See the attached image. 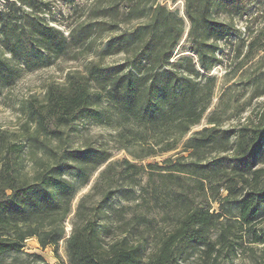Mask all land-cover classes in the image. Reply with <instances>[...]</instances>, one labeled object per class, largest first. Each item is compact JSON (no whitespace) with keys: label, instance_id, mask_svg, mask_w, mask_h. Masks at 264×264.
<instances>
[{"label":"trees","instance_id":"1","mask_svg":"<svg viewBox=\"0 0 264 264\" xmlns=\"http://www.w3.org/2000/svg\"><path fill=\"white\" fill-rule=\"evenodd\" d=\"M185 1L190 44L177 52L184 18L161 0H95L87 19L67 33L37 14L41 0L0 7V41L10 54H0V94L25 67L90 47L109 31L119 32L106 39L101 58L123 55L116 64L93 61L84 73L68 72L65 82L50 84L37 104L28 105L44 138L36 130L27 143L5 147L20 157L26 146L40 145L48 158H40L27 178L4 157L0 262L33 237L56 251L65 240L68 264H183L198 252L217 261L224 249L235 248L231 220L253 242L264 243V228L256 227L264 217V112L257 122L223 127L231 111L240 115L243 106L238 100L231 104L230 97L224 101L227 89L207 113L217 88L210 72L224 63L219 42L231 46L233 28L214 17L226 0ZM121 23L132 26L122 30ZM84 118L116 127V149L129 156L116 157L91 143L59 150L48 145L51 136L61 140ZM166 154L161 165L146 162ZM119 194L134 204L117 207L112 200ZM206 201L219 202L221 210L211 211Z\"/></svg>","mask_w":264,"mask_h":264},{"label":"rangeland","instance_id":"2","mask_svg":"<svg viewBox=\"0 0 264 264\" xmlns=\"http://www.w3.org/2000/svg\"><path fill=\"white\" fill-rule=\"evenodd\" d=\"M13 0H0V7ZM15 1V0H14ZM44 5L38 10L37 14L45 18V21L54 24L67 33L68 27L75 26L78 22L87 19L90 7L95 0H76L73 5L66 4L62 0H41ZM170 9L176 10L179 16L184 18L185 34L176 50H183L184 46H189L187 34L189 21L186 17V1L161 0ZM20 5L19 1H16ZM26 9H30L26 5ZM214 17L232 26V44L224 45L220 41L218 54L224 59L223 64L214 66L210 74L217 76L216 97L213 100L211 108L207 113L216 107L220 101V96L225 90L229 89L227 94H223L224 101L232 98L231 104H242L240 115L232 113L223 122V127L239 125L248 121L257 122L264 112V0H226L224 7L214 9ZM132 24L121 23V29L130 28ZM117 31H109L100 39H96L90 47H81L80 51L73 49L67 55L62 57L47 59L40 65H33L30 68L25 67L21 74L15 79L14 83L5 88L0 94V142L3 147L0 149V170L6 162V155L12 159L13 167L20 176L31 178L40 165V158H48L47 154L40 148V145L26 146L25 151L20 157H15V152L8 151L5 147L9 142H24L30 135L35 134L36 130L42 133L38 124L34 122L28 111L30 102L37 104L44 96L47 87L52 83H63L66 81L67 74L70 71H79L84 73L86 66L90 62H99L104 65L116 64L122 61L123 55L102 57L99 50L104 46L108 37L116 35ZM1 39V34H0ZM253 42V45L251 43ZM235 44V46H234ZM241 50V55L236 57L235 49ZM80 52V53H79ZM0 54L10 57V54L4 50L0 41ZM249 57L242 63L241 59ZM76 56V57H75ZM15 63V61L13 62ZM259 94V95H258ZM206 113V114H207ZM206 122L194 128H201ZM116 127L106 122L95 121L90 118H84L75 125L64 131L61 140L50 137L46 142L56 150L62 147H81L84 144L91 143L96 147H105L113 152L116 157L129 156L125 151H117L114 136ZM44 138V134L42 133ZM169 154L149 157L146 162L163 164L164 158ZM215 156V154H213ZM16 162V163H15ZM96 172L89 185L83 188L74 200V208L82 193L90 190L97 178ZM147 175L142 178L144 184ZM222 196L227 192L221 190ZM210 205L211 211H220L222 206L219 202L206 201ZM112 203L117 207L122 205L132 206L134 202L128 200L124 195L115 196ZM130 211V209H129ZM66 222L67 232L71 229L70 219ZM256 224L257 228H264V217ZM223 221L229 224V221ZM231 230L229 239L235 243V248L224 249L217 261L213 257H204L201 253H195L183 264H264V243L253 242L252 235L248 230L241 227L237 220H231ZM221 230V228H220ZM218 232V231H217ZM216 232V234H217ZM215 234V236H217ZM214 236V238H215ZM66 241L62 240L57 251L53 246L42 247L38 239L28 238L23 250L16 254L5 255L0 264H38L47 262L49 264H68L66 256ZM216 254V253H215ZM42 258V259H40Z\"/></svg>","mask_w":264,"mask_h":264}]
</instances>
